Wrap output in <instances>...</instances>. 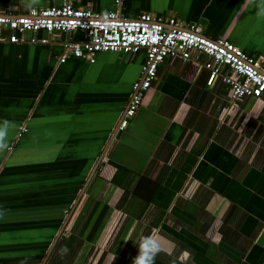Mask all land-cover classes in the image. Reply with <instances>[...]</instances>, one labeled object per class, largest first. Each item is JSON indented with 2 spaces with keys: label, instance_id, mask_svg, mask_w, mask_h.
<instances>
[{
  "label": "crops",
  "instance_id": "1",
  "mask_svg": "<svg viewBox=\"0 0 264 264\" xmlns=\"http://www.w3.org/2000/svg\"><path fill=\"white\" fill-rule=\"evenodd\" d=\"M59 5L0 0V16ZM75 5L127 19L173 17L264 63V0ZM8 35L0 31V125L9 122L0 264H133L150 235L164 238L155 264H264V97L233 104L219 79L206 85L201 66L167 59L116 132L143 53L60 63L64 44L87 41L83 32L39 31L45 45L10 44Z\"/></svg>",
  "mask_w": 264,
  "mask_h": 264
},
{
  "label": "built area",
  "instance_id": "2",
  "mask_svg": "<svg viewBox=\"0 0 264 264\" xmlns=\"http://www.w3.org/2000/svg\"><path fill=\"white\" fill-rule=\"evenodd\" d=\"M78 0H60L59 6L33 8L28 15L0 16V31H8L10 44L45 45L39 31L69 33L81 31L87 41L64 44L67 55L94 63L98 54L119 53L130 57L144 54L142 77L133 85L131 99L116 132L126 129L141 106L145 93L155 81L157 69L167 59L198 64L207 72L206 85L220 80L233 104L264 97V63L246 55L232 43L203 36L197 29L181 27L173 17L140 14L127 19L121 13H94L76 7ZM120 6L124 0H113ZM226 70L228 72H226Z\"/></svg>",
  "mask_w": 264,
  "mask_h": 264
},
{
  "label": "clouds",
  "instance_id": "3",
  "mask_svg": "<svg viewBox=\"0 0 264 264\" xmlns=\"http://www.w3.org/2000/svg\"><path fill=\"white\" fill-rule=\"evenodd\" d=\"M32 2H35V0H32ZM8 129L9 122L4 121V123L0 125V151H4L8 148L6 142ZM163 239L164 238L159 235H150L143 238L139 244V253L134 259L133 264H155L156 256L163 250ZM63 251L67 252V249L65 248ZM189 255L190 253L188 252L183 253L184 257H188Z\"/></svg>",
  "mask_w": 264,
  "mask_h": 264
},
{
  "label": "water",
  "instance_id": "4",
  "mask_svg": "<svg viewBox=\"0 0 264 264\" xmlns=\"http://www.w3.org/2000/svg\"><path fill=\"white\" fill-rule=\"evenodd\" d=\"M100 161H101V159L99 160V163H100ZM99 163H98V164H99ZM96 167H97V166H96ZM95 169H96V168H95ZM92 175H93V174H92ZM92 175H91V177H92ZM83 192H84V190L81 191L80 195L78 196V198H77L76 201L74 202L73 206L71 207L70 212H69V215L67 216V219H66V221H65L64 224H63L62 230H63V228L65 227V225H66L68 219L71 217L73 211H74L75 208L77 207V204H78V202L80 201ZM55 243H56V241H54V244H55ZM43 264H46V260L43 262Z\"/></svg>",
  "mask_w": 264,
  "mask_h": 264
},
{
  "label": "trees",
  "instance_id": "5",
  "mask_svg": "<svg viewBox=\"0 0 264 264\" xmlns=\"http://www.w3.org/2000/svg\"><path fill=\"white\" fill-rule=\"evenodd\" d=\"M98 222V221H97Z\"/></svg>",
  "mask_w": 264,
  "mask_h": 264
}]
</instances>
